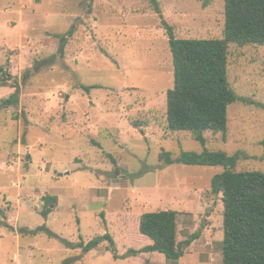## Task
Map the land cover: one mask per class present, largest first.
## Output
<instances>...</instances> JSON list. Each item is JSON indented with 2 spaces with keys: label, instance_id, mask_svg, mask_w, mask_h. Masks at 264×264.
I'll return each mask as SVG.
<instances>
[{
  "label": "rangeland",
  "instance_id": "obj_1",
  "mask_svg": "<svg viewBox=\"0 0 264 264\" xmlns=\"http://www.w3.org/2000/svg\"><path fill=\"white\" fill-rule=\"evenodd\" d=\"M157 1L177 38H222L224 0ZM72 25L61 56L55 35ZM0 65L9 77L0 98V264H222L223 206L210 181L223 168L158 160L162 150L177 157L203 147L167 128L172 54L149 0H0ZM227 79L249 103H231L226 132H206L205 147L240 151L237 170L264 171V45L231 43ZM13 85L16 105L3 102ZM157 210L182 213L177 242L199 234L177 262L127 253L151 244L137 222ZM106 233L113 244L80 247Z\"/></svg>",
  "mask_w": 264,
  "mask_h": 264
},
{
  "label": "trees",
  "instance_id": "obj_2",
  "mask_svg": "<svg viewBox=\"0 0 264 264\" xmlns=\"http://www.w3.org/2000/svg\"><path fill=\"white\" fill-rule=\"evenodd\" d=\"M149 2L161 18L172 54L174 84L166 91L167 128L190 133L203 147L201 153L182 152L177 157L162 150L158 160L165 164L221 166L222 172L215 174L210 181V192L220 196L223 206L222 264H264V171L237 170L238 161L246 156L240 151L227 154L221 150H208L204 136L206 132H226L227 108L231 103L236 100L249 103L229 87L228 48L231 43L240 47L264 45V0H224L222 38H177L174 28L162 19L158 1ZM207 5L208 0H205L203 6ZM73 30L72 25L66 35H55L59 37L57 52L61 56L67 36ZM30 71L26 72L29 74ZM0 74L3 77L0 85L6 86L8 72L1 65ZM13 87L15 92L4 99V103L17 104L18 86ZM80 87L88 92L95 86ZM260 144L264 155V138ZM44 199L46 202L54 200L52 196ZM49 210H42L43 217ZM181 214L175 210L143 212L137 222L138 232L151 244L140 249L130 248L127 253L158 252L177 262L184 249L199 236L195 233L183 242H177V220ZM102 240L113 244L108 233L85 245L83 241L79 244L87 252Z\"/></svg>",
  "mask_w": 264,
  "mask_h": 264
},
{
  "label": "crops",
  "instance_id": "obj_3",
  "mask_svg": "<svg viewBox=\"0 0 264 264\" xmlns=\"http://www.w3.org/2000/svg\"><path fill=\"white\" fill-rule=\"evenodd\" d=\"M19 40H20V37H19ZM19 40H18V41H19ZM16 43H17V42H16ZM16 43L9 44V45H15ZM9 45H8V46H9ZM15 46H16V45H15ZM5 87H6V86H1V85H0V98H1V96H3V93L5 92ZM19 148H20V147H18V149H19Z\"/></svg>",
  "mask_w": 264,
  "mask_h": 264
},
{
  "label": "water",
  "instance_id": "obj_4",
  "mask_svg": "<svg viewBox=\"0 0 264 264\" xmlns=\"http://www.w3.org/2000/svg\"><path fill=\"white\" fill-rule=\"evenodd\" d=\"M59 175H61V173Z\"/></svg>",
  "mask_w": 264,
  "mask_h": 264
}]
</instances>
